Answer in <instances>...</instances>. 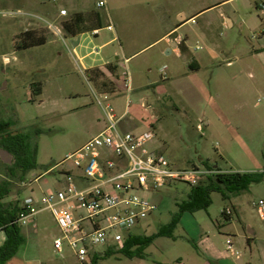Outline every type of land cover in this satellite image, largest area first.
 <instances>
[{"label": "rangeland", "instance_id": "obj_1", "mask_svg": "<svg viewBox=\"0 0 264 264\" xmlns=\"http://www.w3.org/2000/svg\"><path fill=\"white\" fill-rule=\"evenodd\" d=\"M32 1L0 0V121L11 123L8 131L12 135H29L36 163L21 181L11 184V192L3 202L15 201L19 206L31 197L33 207L42 208V193L62 185L57 182L60 174L45 172L98 133V121L103 116L93 93L98 96L116 82L97 74V84H93L90 74L71 58L49 28L60 27L63 17L56 16L61 8L68 12L67 17L88 10L100 14L99 42L112 37L105 27L107 13L119 40L104 48H98L99 42L95 47L93 42L82 43L86 47L79 49L80 55L93 47L96 55L88 60L107 57L115 62L114 50L120 58L139 51L126 63L132 86L128 104L124 91L111 105L121 113L127 104V125L138 131L153 129L155 136L146 149L162 152L180 168L208 159V164L226 172H263L261 181L248 190L229 195L228 199L211 192L206 210L183 212L174 239L156 238L145 249L143 259L127 258L117 249L105 256L104 250L96 247L102 252L96 264H175L177 256L193 253L181 226L193 231L202 226L218 241L229 233L245 230L240 220L264 226L253 206L264 198V0H105L106 10L96 7L99 0ZM179 12L184 13L185 20L173 38L180 35L179 49L182 51L185 40L191 52L202 55V61L196 71L186 67V79L175 78L171 83L161 78L160 70L165 68L168 73L173 63H183L187 58L165 55L161 52L163 43L144 47L176 26ZM25 30L53 40L35 51L18 50L16 45ZM61 31L65 36L63 28ZM120 61L117 83L121 87L126 70ZM148 80L154 82L152 86H148ZM36 87L39 94H34ZM146 95L152 107L149 110L140 106V98ZM189 188L187 183L175 181L158 192L138 190V195L156 210L144 221V230L137 232L149 235L167 223ZM237 204L241 210L236 216ZM224 207L231 208L234 217L218 230L217 221ZM34 223V228L30 224L19 226L24 241L8 264H79L68 247L63 246L61 256L54 251L52 242L60 231L48 210L37 211ZM3 237L0 232V245Z\"/></svg>", "mask_w": 264, "mask_h": 264}, {"label": "built area", "instance_id": "obj_2", "mask_svg": "<svg viewBox=\"0 0 264 264\" xmlns=\"http://www.w3.org/2000/svg\"><path fill=\"white\" fill-rule=\"evenodd\" d=\"M105 5V0L96 2L97 8ZM59 14L66 15V10L61 9ZM49 28L71 58L79 62L61 29L52 25ZM106 29L113 30V25L109 22ZM118 59L124 64L127 62L123 56L118 55ZM124 68L123 81L128 95L131 78L126 65ZM161 71L165 77V68ZM93 97L101 110L104 126L45 172L60 174L57 182L62 185L42 193L39 200L42 208L35 209L33 199L27 197L21 201L15 220L19 226L30 224L34 228V214L48 210L60 231V236L52 242L54 251L61 256L63 246L68 247L79 264H91L94 256L101 255L96 247L104 251L120 249L125 238L156 210L155 205L138 195V190L158 192L175 181L195 186L203 177L228 173L217 165L211 168L201 163L182 168L174 166L162 152L146 149L145 145L155 136L153 129L140 133L121 131L118 127L121 117L115 113L109 95L93 93ZM253 206L259 220L264 221V198H259ZM224 214L230 216L231 209L226 207ZM226 245L231 254H237L229 240Z\"/></svg>", "mask_w": 264, "mask_h": 264}, {"label": "crops", "instance_id": "obj_3", "mask_svg": "<svg viewBox=\"0 0 264 264\" xmlns=\"http://www.w3.org/2000/svg\"><path fill=\"white\" fill-rule=\"evenodd\" d=\"M33 1L32 3L35 4L39 0H33ZM105 10H106V7H105ZM75 13H81L83 15L84 17L83 23L85 25V29H82L81 32L78 33L76 36H66L65 35L64 37L67 39V41L70 42L71 46L72 44L75 45V46H72L73 51L75 55L77 56V58L79 59L81 67L85 71L89 72L90 70L97 69L102 73V76L105 79H109L110 81L116 82L115 86L110 85L109 89L100 92V94L109 95L110 103L112 104V101H116L118 98H121L120 96H122L123 92L126 91L124 87V83L121 85V87L117 83L118 70H119L118 67L121 65V61L120 59H118V53L116 52V50H114L113 52L115 62H112L107 57L91 58L90 60H88V58H90L92 55H96V52L95 53L93 52V50L96 51V49H94L93 47L97 46V43L99 42V39H100L99 30L100 28H102L101 27L102 20H101L100 14L97 11L91 12L88 10H83V11L73 12V14ZM67 15H68V12L66 11V15L58 14L56 16V18L63 17L59 21L60 27L56 26L57 28L61 29L62 22L68 20L72 16L71 15L67 17ZM47 16H50V15H47ZM97 17H98V20H96ZM180 17H182L181 20H180ZM177 18H178L179 23L176 26L172 28H168L164 33H162L160 37H158L156 40H154L153 42L149 43L147 46L144 47L146 48L154 44L163 43L161 52L164 53L165 55H174L175 57H178V58H182L183 56H185L187 58L185 62L183 63H173L172 69L168 73L167 71L165 72L166 73L165 77H163V74L161 71L162 69L160 70L161 78L169 80L171 83L175 81V78L176 79H182V78L186 79V77L189 75V72L186 70V67H188L191 71H196L200 68L199 62L202 61V55L196 52H191V50L188 49V46L185 40L183 42L182 51H179V47L177 44L179 43L178 37H180V35H176V37L174 38H173V35L175 34V30H177L184 23V20H185L184 13H181V12L177 13ZM95 21L96 23L98 22V24H100V28H97L96 25L93 24L95 23ZM226 21L229 22V24H231L228 18H226ZM109 22L113 24L110 19V16L107 13V23L106 24H108ZM95 30H97V33H94ZM108 31L112 34V37L111 38L109 37L106 40L103 39V41L99 42L98 48H101V47L104 48V47L109 46L113 42H116V41L118 42L119 38L114 28V25H113V30H108ZM88 34H90L93 37L92 40L87 36ZM45 39L46 41L44 44L31 47L29 49H31L32 51H35L37 48L46 46L47 44L51 42V40H53V38H45ZM92 42H93L92 49L88 51L87 53H85L84 55H80L79 49L85 48L86 47L85 44L92 43ZM82 43H85V44H82ZM138 52L131 53L127 57L124 56V58L128 62V60L132 58L133 56H135L136 54H138ZM109 65H111V67L114 68L113 71L111 69H108L107 66ZM123 67H124V64H123ZM91 82L95 85L97 84V80L94 79V77L91 79ZM153 83L154 82L152 80L147 81L148 86H152ZM146 89H149V88H146ZM131 91H132V86H131ZM128 95L126 96L127 98H128ZM146 96L147 98L146 97L140 98V106H143L145 110H149L152 107L150 108L151 105L148 106V103H147L148 95ZM124 112L125 110H123L121 113H117L115 111L117 116L121 117V119L118 122L119 129L121 131H130L132 133L143 132V130L138 131L136 130L135 126L127 125L128 123L124 122L126 119L125 117H126L128 110L125 115H123ZM150 117H152V115H150ZM126 125L131 130H128V128H126ZM103 126H104V121L101 119L100 121H98V131L102 129ZM149 126H150V123L148 125V128H150ZM239 210L241 209H240L239 204H237V206H235V209H234V215L237 216L239 214ZM184 213H189V212H184ZM193 213H190V214H193ZM183 214H181L180 216L178 226L181 225L180 220L182 219ZM230 221L226 223L229 224ZM240 222L243 225L245 230L240 231V232L235 231L233 233H229L230 235H226L227 237L225 238L224 236L221 237L222 241H218L215 234L211 233V231H205V229H203L202 226L200 227L198 224H197L198 225L197 231L187 230L183 226H181L189 238V242L192 245L193 253L188 254L187 256H177L176 259H174L175 264H264V226L259 227V226L250 225L248 223H245L242 220H240ZM261 222H262V225H264V221H261ZM143 223L134 229V232H133L134 234L142 235V234H139L137 231H139L140 229L144 230L145 224L143 225ZM226 223H223L221 220H218V223H217L218 230H222ZM195 225H196V222H195ZM0 232L3 233L2 230H0ZM219 235L222 236L223 234L221 233ZM4 238L5 236L2 238V242L4 241ZM226 240L230 241V245L232 249L237 253L236 255L231 254V252L228 250V247L226 245ZM145 249H144V252H145ZM11 259H9L5 264H8V262ZM139 259H143V258H139Z\"/></svg>", "mask_w": 264, "mask_h": 264}, {"label": "trees", "instance_id": "obj_4", "mask_svg": "<svg viewBox=\"0 0 264 264\" xmlns=\"http://www.w3.org/2000/svg\"><path fill=\"white\" fill-rule=\"evenodd\" d=\"M97 15V14H95ZM94 15V16H95ZM95 19V18H94ZM98 20V17L96 18ZM84 17L81 13L73 14L68 20L62 22V28L66 36H76L85 29ZM100 28L98 22L93 23ZM45 37L38 35L34 30H25L20 42L16 45L18 50L29 49L31 47L44 44ZM181 51V49H180ZM108 69L114 70L111 65ZM90 79H96L97 74L102 73L95 69L88 72ZM40 89L34 88V94H39ZM11 126L9 121H0V148L6 149L13 156V161L9 165H5L0 169L3 180H0V230L4 233V241L0 245V264H5L18 251L19 246L23 243L24 237L20 233V227L15 222L21 208L17 202H3V199L10 194L11 184L21 181L29 170L36 167L34 151L30 147V139L27 133L10 134L8 128ZM201 164L206 168H211L207 160H200ZM264 170V156H263ZM263 172H228L207 176L195 186H190L189 191L184 200L177 204V210L174 212L169 221L161 225L155 232L149 235L129 234L120 249L116 251L127 258H143L144 249L148 247L157 237H167L174 239L173 232L179 223L180 216L183 212L193 213L198 210H206L210 205V193L217 192L223 199H228L229 195L235 196L242 191L248 190L252 184L261 181ZM224 207L220 217L223 223L232 219L231 215L224 214ZM218 223V221H217ZM113 253V249L104 251V255L108 256ZM99 256H94L91 264H96Z\"/></svg>", "mask_w": 264, "mask_h": 264}, {"label": "flooded vegetation", "instance_id": "obj_5", "mask_svg": "<svg viewBox=\"0 0 264 264\" xmlns=\"http://www.w3.org/2000/svg\"><path fill=\"white\" fill-rule=\"evenodd\" d=\"M1 149H4V148H1ZM4 150H6V149H4ZM10 155H11L10 158H7V157H3L2 159L0 158V168H3L5 165H9L12 163L13 156H12V154H10Z\"/></svg>", "mask_w": 264, "mask_h": 264}, {"label": "water", "instance_id": "obj_6", "mask_svg": "<svg viewBox=\"0 0 264 264\" xmlns=\"http://www.w3.org/2000/svg\"><path fill=\"white\" fill-rule=\"evenodd\" d=\"M71 44H72V42H71ZM72 46H75V45L72 44ZM3 157L10 158L11 155L8 151L0 148V158L2 159Z\"/></svg>", "mask_w": 264, "mask_h": 264}]
</instances>
